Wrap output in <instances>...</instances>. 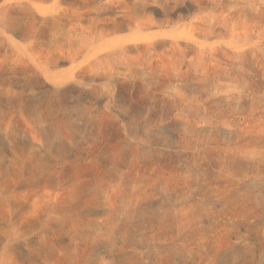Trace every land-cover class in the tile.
<instances>
[{
	"label": "rangeland",
	"instance_id": "rangeland-1",
	"mask_svg": "<svg viewBox=\"0 0 264 264\" xmlns=\"http://www.w3.org/2000/svg\"><path fill=\"white\" fill-rule=\"evenodd\" d=\"M0 264H264V0H0Z\"/></svg>",
	"mask_w": 264,
	"mask_h": 264
}]
</instances>
